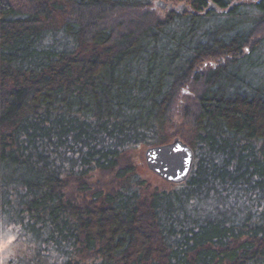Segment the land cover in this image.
<instances>
[{
    "label": "trees",
    "instance_id": "1",
    "mask_svg": "<svg viewBox=\"0 0 264 264\" xmlns=\"http://www.w3.org/2000/svg\"><path fill=\"white\" fill-rule=\"evenodd\" d=\"M170 1L0 0V215L55 264H264V0Z\"/></svg>",
    "mask_w": 264,
    "mask_h": 264
},
{
    "label": "rangeland",
    "instance_id": "2",
    "mask_svg": "<svg viewBox=\"0 0 264 264\" xmlns=\"http://www.w3.org/2000/svg\"><path fill=\"white\" fill-rule=\"evenodd\" d=\"M163 1L168 4L172 3L176 7L186 5L185 10L188 8L185 1ZM159 2L160 0H153L154 8L158 13L165 14L170 10L168 6L163 9L159 6ZM209 65H213V63L211 62ZM146 150L147 147L141 146L134 149L131 155L141 165L143 174L153 184L164 186L166 181L158 177L148 168L145 159ZM56 260H58V257L55 253L45 251L35 245L33 240L27 239L23 235L19 224L10 222L0 215V264H55Z\"/></svg>",
    "mask_w": 264,
    "mask_h": 264
},
{
    "label": "water",
    "instance_id": "3",
    "mask_svg": "<svg viewBox=\"0 0 264 264\" xmlns=\"http://www.w3.org/2000/svg\"><path fill=\"white\" fill-rule=\"evenodd\" d=\"M163 9H175L183 12L186 5L174 6L172 3L160 0ZM216 5L214 4L213 9ZM148 168L166 182L180 184L190 176L195 160L194 150L179 137L172 142L148 147L145 151Z\"/></svg>",
    "mask_w": 264,
    "mask_h": 264
},
{
    "label": "flooded vegetation",
    "instance_id": "4",
    "mask_svg": "<svg viewBox=\"0 0 264 264\" xmlns=\"http://www.w3.org/2000/svg\"><path fill=\"white\" fill-rule=\"evenodd\" d=\"M170 10H173V9H170Z\"/></svg>",
    "mask_w": 264,
    "mask_h": 264
}]
</instances>
